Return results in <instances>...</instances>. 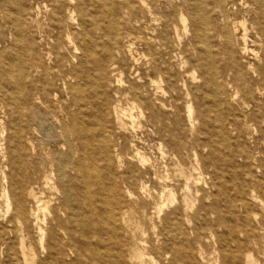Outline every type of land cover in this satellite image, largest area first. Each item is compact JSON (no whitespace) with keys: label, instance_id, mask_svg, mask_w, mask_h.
Here are the masks:
<instances>
[{"label":"bare ground","instance_id":"obj_1","mask_svg":"<svg viewBox=\"0 0 264 264\" xmlns=\"http://www.w3.org/2000/svg\"><path fill=\"white\" fill-rule=\"evenodd\" d=\"M138 1L52 0L44 28L39 5L0 0V264H48L42 252L53 264H213L196 247L199 226L185 223L202 189L193 161L209 145L210 123L230 148L233 134L245 137L250 126L264 139V0ZM46 30L56 31L54 44L36 36ZM112 113L119 127L129 117L161 137L177 134L167 144L178 179L164 178L165 187L175 184L172 210L152 193L130 202L144 212L155 200L165 223L143 244L130 230L132 206L110 197L117 193L106 133ZM238 154L247 169L227 199L238 224L217 217L227 231L210 226L215 264H264L256 236L264 226L247 212L261 201L264 156L252 160L245 147ZM134 157L138 178L150 159L138 149ZM197 215L208 224L203 203Z\"/></svg>","mask_w":264,"mask_h":264},{"label":"rangeland","instance_id":"obj_2","mask_svg":"<svg viewBox=\"0 0 264 264\" xmlns=\"http://www.w3.org/2000/svg\"><path fill=\"white\" fill-rule=\"evenodd\" d=\"M27 2L32 5L40 6L41 13L38 18L40 23L43 24L45 28L47 23L50 22L48 14L50 11H53L50 10V7L53 4L52 0H27ZM131 2L133 5L140 4L138 0H131ZM122 18L128 20L129 16ZM54 34H56V31L53 33V31L46 30L45 32L42 31L40 34L36 32V36L41 37L42 35V38L46 39L50 44L55 43ZM65 39L66 36L64 35V41H66ZM3 44V42H0V46ZM250 47H256V45L252 44ZM54 53L58 54V51L55 50ZM60 53L63 54L64 51H60ZM52 57H55L54 54H52ZM198 93L201 94L202 91H198ZM124 106L127 105L124 104ZM215 114L216 111H212V120L215 119ZM60 116L62 117L63 114L60 113ZM124 121L126 122L125 126L119 127L114 114L112 113L108 116L106 133L109 140V160L114 173V180H117L115 190L117 193L110 192V197L113 200L118 198L126 204L128 203V205L132 206L128 213L129 224L131 225L130 230H132L135 234L138 241L143 244L141 239L154 240L157 238V233L164 228L163 226L165 223L155 213V200L150 201L144 212L139 209L138 205L134 206L130 202L137 196L152 193L157 201L162 200L167 202L164 207L165 213L172 210L174 205L170 203L168 189L170 187L175 188V184L174 182H170L169 188L165 187L164 178L170 177L178 179L179 163L168 152L167 144L168 140L173 141L174 139H178H176L177 134L174 131H172L173 133L166 132L164 136L161 137L149 123H144V120L143 123L139 124L135 122L133 124L132 119L125 117ZM206 131H208L211 135L209 145L201 147L203 148L202 156H198V160H194L193 163L197 167V170L194 172L195 177H201L203 180L207 181L204 183L201 179L199 186L205 190L208 197L203 199L202 196L204 192L202 189L198 192L194 191L195 201L193 207L187 211L192 218L185 223L187 227L199 226L201 237L196 238V247L198 249L202 247L205 251L206 258L213 261V264H215L218 254L214 249L215 241L210 226L213 225L212 227L218 233L227 231V227L218 226L216 224L217 217L224 219V222L232 227L238 224V220L232 218L233 216L229 213L227 199L235 197L236 191L241 184L240 175H243L245 173V169H247V167L243 165L238 154L239 150L240 148L245 147L251 151L252 160L255 159V157H263L264 139L260 138V132L253 133L252 126H250L248 134L245 137L241 135L237 136L236 133L233 134L232 148H230L228 146V141L226 140V133L222 132L216 123H210V125L206 128ZM201 136L202 138L200 137L199 144L205 143V134L201 133ZM180 138L184 139V137ZM161 146L165 150V154L162 153ZM137 149L150 159L145 169H142L144 173H142V175H138V178L132 176L130 171V164L137 163V159L134 157ZM106 162L107 161H101L102 164H106ZM254 169H256V167H254ZM256 175L259 178L262 177L261 169H256ZM143 183L145 188L142 186ZM195 187L196 186L192 185L193 190ZM50 194L51 193L48 191L46 198L49 197ZM257 194L260 196L261 201H251V205L247 208V212L250 217L256 213V218H258L256 220H261V223L256 225L258 227H263L264 188H259L257 190ZM176 196L178 198L179 194H176ZM215 199H217V202H215ZM201 203H203L206 208L208 224H205L203 216L197 215V211ZM235 204L237 206V203ZM237 211L239 213L244 212L242 209L239 210V207H237ZM202 223L203 226H201ZM154 224L156 226H154ZM256 236L262 245V251H264V229L262 228L257 230ZM191 237H193V234H191ZM159 240L160 242L162 241V235H160ZM113 241L114 238H111L110 242ZM148 245H150V243ZM2 255V259L5 260L4 254ZM42 258H44V260H46L45 262L48 264L54 263L50 257H47L45 252H42ZM259 258L264 261V254H260ZM146 260L151 262V256L147 255Z\"/></svg>","mask_w":264,"mask_h":264}]
</instances>
